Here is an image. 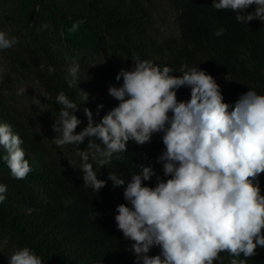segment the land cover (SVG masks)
<instances>
[{
    "label": "trees",
    "instance_id": "trees-1",
    "mask_svg": "<svg viewBox=\"0 0 264 264\" xmlns=\"http://www.w3.org/2000/svg\"><path fill=\"white\" fill-rule=\"evenodd\" d=\"M162 6L175 12L174 34L160 30ZM0 10L19 35L11 57L24 67L32 86L44 91L49 106H60L55 100L61 91L79 105L76 115L82 123L77 134L88 125L85 108L99 124L118 106L109 88L122 86L123 79L117 82L116 76L122 69L131 70L134 56L172 67L170 75L176 77L200 68L215 79L224 102L232 106L250 90L264 95V21L239 23L237 13L217 11L213 0H0ZM254 11L253 5L247 13ZM79 21L78 30L70 31ZM43 24L49 27L42 30ZM93 54L111 62L108 73L93 65L88 57ZM73 61L80 65L79 83L69 87ZM49 67L55 70L51 75ZM190 98V87L177 91L178 101ZM0 123L10 124L24 141L21 147L32 168L25 179L13 178L0 148V184L7 186L6 200L0 203V243L8 257L17 248L29 247L44 264H135L133 242L125 240L115 221L117 206L127 204L124 187L114 188L108 176L115 173L127 183L143 165L156 173L143 186L154 188L158 178L166 182L170 177L157 163L166 150L162 134H154L143 146L129 141L121 158L114 156L104 168L90 159L98 179L106 181L97 193L84 187L81 159L74 164L52 153L45 137L1 92ZM84 143L75 147L82 149ZM258 180L264 195V173ZM159 253L153 248L149 255ZM232 259L223 252L214 264H231ZM247 264H264V248Z\"/></svg>",
    "mask_w": 264,
    "mask_h": 264
},
{
    "label": "clouds",
    "instance_id": "clouds-1",
    "mask_svg": "<svg viewBox=\"0 0 264 264\" xmlns=\"http://www.w3.org/2000/svg\"><path fill=\"white\" fill-rule=\"evenodd\" d=\"M253 5L255 11L247 13ZM213 8L237 13L239 23L264 21V0H213ZM81 23L75 22L70 31L76 32ZM48 27L43 24L42 30ZM16 43V37L0 31V50ZM132 61L131 70L122 69L116 76L117 82L123 79L122 86L109 88L118 106L99 124L85 108L88 125L78 134L79 105L63 91L57 95L61 110L52 125L57 133L54 143L75 146L89 138L87 150L77 154L84 187L98 193L106 181L98 179L90 159L104 168L114 156L121 158L129 141L143 146L154 134H162L166 150L157 163L170 177L166 182L158 178L154 188L143 186L156 175L152 167L143 165L127 183L115 173L108 176L114 188L124 187L127 204L117 206L115 221L125 240L133 242L135 264H214L223 252L233 257L231 264H247L258 248H264V195L258 180L264 173V95L250 90L232 106L224 102L215 79L200 68H189L176 77L167 65L139 56ZM79 70V63L73 61L68 68L71 79L66 78L69 87L79 83ZM54 71L48 68L50 75ZM182 87L191 88L189 101H178ZM23 94L20 88L17 95ZM23 143L10 124L0 123L2 159L18 180L32 171ZM6 193L7 186L0 184V203ZM153 248L160 253L150 256ZM8 258L9 264H44L29 247L15 249Z\"/></svg>",
    "mask_w": 264,
    "mask_h": 264
},
{
    "label": "rangeland",
    "instance_id": "rangeland-1",
    "mask_svg": "<svg viewBox=\"0 0 264 264\" xmlns=\"http://www.w3.org/2000/svg\"><path fill=\"white\" fill-rule=\"evenodd\" d=\"M158 24L160 30L167 35L176 33L175 12L168 6H162L158 13ZM0 31H5L8 37H15L17 41L19 35L15 28L6 20L5 13L0 10ZM10 49L0 50V92L5 95L7 100L17 110V112L26 118L30 124L45 137L52 153L58 155L63 161L78 164L80 157L77 150L86 151L89 142L84 143L82 149H78L73 145L57 146L54 139L57 136L52 130V125L56 120V116L61 110V106H49L45 101V93L43 90L36 89L27 79V73L23 66L17 60L11 57ZM93 65L108 73L110 71L111 62L103 54L88 55ZM20 88L24 89L23 95H17ZM72 148V149H71ZM92 149L90 152H94ZM0 264H9L8 255L5 252L4 244L0 243Z\"/></svg>",
    "mask_w": 264,
    "mask_h": 264
}]
</instances>
